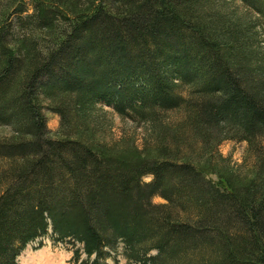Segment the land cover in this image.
<instances>
[{
	"label": "trees",
	"instance_id": "1",
	"mask_svg": "<svg viewBox=\"0 0 264 264\" xmlns=\"http://www.w3.org/2000/svg\"><path fill=\"white\" fill-rule=\"evenodd\" d=\"M242 2L264 26V0ZM28 12L0 0V264L48 237L74 264H264L252 17L227 0H33ZM104 106L147 125L154 147L133 157L96 140ZM225 140L254 156L232 185L207 177Z\"/></svg>",
	"mask_w": 264,
	"mask_h": 264
},
{
	"label": "rangeland",
	"instance_id": "2",
	"mask_svg": "<svg viewBox=\"0 0 264 264\" xmlns=\"http://www.w3.org/2000/svg\"><path fill=\"white\" fill-rule=\"evenodd\" d=\"M26 1L29 12L25 16L32 15L34 13L33 0ZM227 2L230 8L240 16L245 19L252 17L253 22H256L254 29L257 40L260 48L264 50V26L258 20L256 13L246 7L242 0H227ZM45 114L49 130L52 134L57 133L61 127V117L48 109L45 110ZM100 122L95 139L104 144L118 145L119 148L129 151L133 157H136L135 155H138V152L144 150L145 147L150 146L152 148L155 145L154 136H151L147 125L137 124L128 118H123L110 106L103 107ZM209 157V155H204V161L208 160ZM213 160L216 164L215 167H218H216L218 172L209 173L207 177L212 180L223 179L228 185L233 184V179L237 174L240 173L245 176L250 175L253 171L254 156L249 151V144L245 140L223 141L219 146V154H215ZM151 179V176L145 177V181ZM154 202L163 203L165 200L157 196L154 198ZM43 255H46L44 258H53L54 264H74L71 261L74 255L72 246L65 243L54 244L49 237L31 244L21 255L19 262L20 264H36ZM116 256L120 264H128L122 256ZM108 263L115 264L113 259H109Z\"/></svg>",
	"mask_w": 264,
	"mask_h": 264
},
{
	"label": "bare ground",
	"instance_id": "3",
	"mask_svg": "<svg viewBox=\"0 0 264 264\" xmlns=\"http://www.w3.org/2000/svg\"><path fill=\"white\" fill-rule=\"evenodd\" d=\"M44 256H46V255H43L42 258H44ZM41 259H38L37 262H36V264H54L53 263V258L50 259V257H48V258L46 257V258L42 259L43 261Z\"/></svg>",
	"mask_w": 264,
	"mask_h": 264
}]
</instances>
